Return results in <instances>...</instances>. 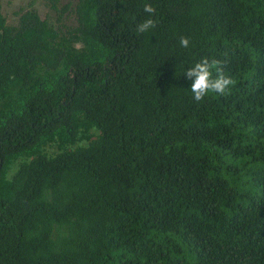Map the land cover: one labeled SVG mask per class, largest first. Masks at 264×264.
Here are the masks:
<instances>
[{
  "label": "trees",
  "instance_id": "obj_1",
  "mask_svg": "<svg viewBox=\"0 0 264 264\" xmlns=\"http://www.w3.org/2000/svg\"><path fill=\"white\" fill-rule=\"evenodd\" d=\"M75 15L0 5V264H264V0ZM204 58L235 85L196 102Z\"/></svg>",
  "mask_w": 264,
  "mask_h": 264
},
{
  "label": "clouds",
  "instance_id": "obj_2",
  "mask_svg": "<svg viewBox=\"0 0 264 264\" xmlns=\"http://www.w3.org/2000/svg\"><path fill=\"white\" fill-rule=\"evenodd\" d=\"M143 11L148 14H154L156 9L151 4H145ZM156 27V22L149 18L136 26L137 33H145ZM190 40L187 37H181V47L188 48ZM223 62L217 59L209 60L204 58L200 62L195 63L185 71L184 76L191 81V92L196 102H202L209 93H218L226 95L235 85L234 79L226 76ZM215 72V76L213 73Z\"/></svg>",
  "mask_w": 264,
  "mask_h": 264
},
{
  "label": "rangeland",
  "instance_id": "obj_3",
  "mask_svg": "<svg viewBox=\"0 0 264 264\" xmlns=\"http://www.w3.org/2000/svg\"><path fill=\"white\" fill-rule=\"evenodd\" d=\"M48 1L49 0H0V5L2 13L6 17L9 25L15 26L18 24L20 12L28 9H35L42 19L49 21L62 33L76 26L77 19L75 8L78 0H59L58 10L51 9ZM55 150L56 149H50V152Z\"/></svg>",
  "mask_w": 264,
  "mask_h": 264
},
{
  "label": "flooded vegetation",
  "instance_id": "obj_4",
  "mask_svg": "<svg viewBox=\"0 0 264 264\" xmlns=\"http://www.w3.org/2000/svg\"><path fill=\"white\" fill-rule=\"evenodd\" d=\"M49 2V1H48ZM78 2V1H77ZM58 3H59V1H58ZM49 6H50V2H49ZM51 7V6H50ZM51 9H53L52 7H51ZM29 10V9H28ZM53 10H55V9H53ZM56 10H58V4H57V9ZM21 13V12H20ZM39 14V13H38ZM44 20V19H43Z\"/></svg>",
  "mask_w": 264,
  "mask_h": 264
}]
</instances>
